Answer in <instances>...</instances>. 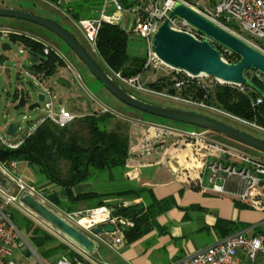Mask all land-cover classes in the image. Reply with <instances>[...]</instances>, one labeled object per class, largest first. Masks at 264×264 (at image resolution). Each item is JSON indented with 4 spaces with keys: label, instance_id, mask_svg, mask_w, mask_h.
<instances>
[{
    "label": "built area",
    "instance_id": "built-area-1",
    "mask_svg": "<svg viewBox=\"0 0 264 264\" xmlns=\"http://www.w3.org/2000/svg\"><path fill=\"white\" fill-rule=\"evenodd\" d=\"M44 1L51 2L52 5L59 8L62 4H70L75 0ZM127 1V6H123L119 0H103L101 7L97 10V16L79 19L77 21V27L92 51L95 52V42L101 26L103 24L114 25L119 27L127 35L138 37L142 41L145 58L144 70L149 68L155 69V71L169 69L162 64L153 52L152 38L160 25L165 19H167L173 7L177 3H180L264 55V48L256 42L257 40L264 41V0ZM107 6L113 8L110 14H106ZM232 23H235L238 29L232 28ZM169 26L176 31L185 32L197 40L201 41L205 38L202 33L179 18L171 19L169 21ZM208 41L218 50L220 58L224 62L233 63L230 58H234L235 55L230 50L219 46L210 40ZM49 51L50 49L44 46L43 54L47 55ZM20 53H23V50H21ZM107 71L110 77L123 87L125 85L131 86L137 84L139 79V75L130 79H125L122 78L119 73H114L109 69ZM23 72L41 89L40 94L43 95L44 100L39 109L41 115L34 121L27 122L25 130L19 134V137H17V132L13 139L6 138L4 135L0 134V145L8 149L18 148L26 138L33 135L35 131L45 123L63 129L80 117L79 115L66 110L64 105L59 103L52 87L47 82L50 78H45L43 75L37 74L34 71ZM177 74L184 75V78L175 80V87L180 89L187 82V79H190V76L181 72H177ZM256 76L264 84V76L257 72ZM215 81L218 84H222L217 80ZM138 89L142 90L140 87H138ZM187 103L192 104L191 102ZM198 104L220 116L241 124L254 126L261 132H264V127L258 126L255 123L246 122L220 110L219 108L207 106L203 102H199ZM260 104L261 99L256 98L252 105L258 106ZM102 112H108V109L104 108L102 109ZM179 136L190 138L198 143H202L208 151H213V153L218 155L215 156L216 158L213 157L214 159L204 166V172L206 168L211 169L212 171L207 179V186L206 184L200 185L202 192L216 195H232V193L226 190L225 187H227L232 180H236L237 183L239 182L238 184L245 186V191L239 195V200L243 201L247 195L253 194L259 187L264 188L263 164L247 158L236 151L228 150L209 143L208 141L206 142L204 140L205 138L202 137V133L184 132L180 133ZM225 160H230V164H226ZM14 168L15 162H10L8 166H2L0 164V171L17 186L19 192L17 195H10L9 190H4L0 187V264H16L12 256L13 249L17 243L23 244L20 231L11 221L7 208L12 205L19 210H25L34 214L21 203L20 198L24 194H28L35 199L38 193L40 195V192L37 191L36 188L25 186L20 179L16 178L11 173ZM220 173L224 174V176L222 175L221 177ZM257 203L258 202L256 201L252 202L254 205H257ZM114 210H116V206L110 204L86 210L85 216H81V212L64 213L66 217L65 221L87 236H90V232L94 227L101 224L113 225L117 230L120 226H125L126 223L122 219L112 217V212ZM83 219L86 221L85 224L80 223ZM111 235L113 238L110 241L103 242L109 249L113 250L116 245L120 244L121 240L119 237L115 236L114 233ZM67 245L74 250L76 254L75 258L69 260L61 257L54 264H88V261H90L89 254L79 249L71 242ZM240 255H243L244 260L251 264L256 263L258 260L264 262V236H246L242 232L233 233L226 236L218 243L199 250L187 258L177 261L175 264H243ZM90 262L92 263V261Z\"/></svg>",
    "mask_w": 264,
    "mask_h": 264
},
{
    "label": "trees",
    "instance_id": "trees-1",
    "mask_svg": "<svg viewBox=\"0 0 264 264\" xmlns=\"http://www.w3.org/2000/svg\"><path fill=\"white\" fill-rule=\"evenodd\" d=\"M119 1L123 6L128 4L127 0ZM101 4L102 0H75L65 11L72 19L78 21L94 17V12L99 10ZM8 38L27 49L30 57L38 58L34 72L45 78H51L58 68L65 66L62 59L53 51L44 55V45L25 35L10 34ZM132 48L131 37L119 27L103 24L99 29L95 52L107 69L119 73L125 79L139 75L145 63L144 57L130 52ZM234 59L232 61L234 63L239 60L237 56ZM176 76V79L184 78L183 74ZM247 79L248 84L240 87L214 83L211 88H205L193 79H187L179 92L185 97L203 102L207 106L219 108L234 117L264 127V84L256 75L247 77ZM162 81L163 79L159 80V82ZM164 81L167 85L155 83L150 87L158 89V84L161 88L171 86L168 93L175 94L178 89L174 88L175 80L164 79ZM256 98L261 99V104L253 106ZM114 120V114L102 111H93L82 117L81 123L87 132L86 139L75 135L68 129L69 126L59 129L45 123L16 149H8L0 145V164L8 166L10 162L23 161L33 165L54 186V190L44 196L45 200L59 211L67 214L73 213L79 203L84 204L85 209L91 210L105 206V201L112 198H142L146 202V207L142 203H138L121 206L112 212V217L125 221L126 225L120 226L119 230L126 242H132L147 234L153 226L155 217L168 208L163 202L152 199L149 189L121 187L113 193H98L96 191L73 193L75 186L94 182L109 171H113L118 179L122 177L125 163L129 158V137L121 132L119 124H113ZM62 163L66 165L63 175L61 172ZM10 217L20 231L17 227L19 221L16 215L10 214ZM24 227L30 233L28 240L30 244L43 251L39 255L40 258L62 251L69 256H76L75 252L69 249V252L66 253L67 247L58 244L49 235L37 229L31 230L30 223H24ZM47 247L52 248L46 250Z\"/></svg>",
    "mask_w": 264,
    "mask_h": 264
},
{
    "label": "crops",
    "instance_id": "crops-1",
    "mask_svg": "<svg viewBox=\"0 0 264 264\" xmlns=\"http://www.w3.org/2000/svg\"><path fill=\"white\" fill-rule=\"evenodd\" d=\"M17 34L48 47L65 63L56 47L43 37L37 34ZM98 108L110 110L106 106ZM155 125L140 132L146 133L144 142L143 139L138 142V138L131 141L129 137V158L120 179L116 178L113 171H109L94 182L75 186L73 193H113L121 187L144 188L151 191L152 199L163 202L168 208L155 217L147 234L132 242H126L117 229L114 234L121 242L113 250L103 242L110 241L113 238L111 234L96 237L90 235L96 245L94 252L89 255L90 261L93 264H175L233 233L264 236L260 230L264 224V206L261 209L245 207L234 195L202 192L200 185L204 184V166L218 155L208 151L202 143L179 136L178 133L184 132L177 128ZM203 138L209 142L208 137ZM209 143L238 152L235 147H225L211 140ZM11 173L39 192L53 187L37 168L27 162H15ZM105 202L107 205H115L116 209L138 203L146 207L142 198L135 197L112 198ZM83 208L84 204L77 205L79 211ZM22 245L17 243L13 249L12 256L16 264H27L23 259L27 251ZM240 258L243 264H251L244 260L243 255ZM254 264L264 262L258 260Z\"/></svg>",
    "mask_w": 264,
    "mask_h": 264
},
{
    "label": "rangeland",
    "instance_id": "rangeland-1",
    "mask_svg": "<svg viewBox=\"0 0 264 264\" xmlns=\"http://www.w3.org/2000/svg\"><path fill=\"white\" fill-rule=\"evenodd\" d=\"M72 3L66 5L62 4L59 8H57L54 5H52L51 2L44 0H0V8H9L19 11H26L54 21L55 23L63 27L65 30L70 32L75 37V39L85 48V50L91 55V57L94 58V60L108 73L107 71L108 69L102 63L97 53L92 51L91 47L83 38V35L81 34V32L77 27V21L72 19L71 16L68 13H66L65 9L70 7ZM112 10H113L112 7L107 6L106 14H110ZM97 14L98 13L96 11L94 15L97 16ZM231 25L232 28L238 29L235 23H232ZM0 32H1L0 48L1 45L3 44H8L10 47L9 51L6 52L7 57L9 58V61L6 62L4 65L6 70L5 71L0 70V95H1L0 113L1 114L3 112V106L1 105V102L4 101L3 99L7 97L9 89L11 87L13 88V86L24 87L27 90V92L29 93L27 105L37 101V95L41 92V89L38 86H36L34 82L25 75L22 69H20V65L29 64L27 49H25L21 44L12 42L9 40V38H7L8 34H16V33H25L27 35L37 34L43 37L49 43L53 44L54 47H56V51L65 60L64 61L65 66L58 68L57 72L50 79H48L47 82L52 87L59 103L63 104L66 110L80 116L78 119H76L73 123L70 124L71 126L69 125L68 127V129H70L78 137L82 139H86L87 137L86 129L84 128V125L81 123L82 117L91 114L93 111L100 112L102 111V109L98 107L106 106L110 109L108 110V112L115 115V120L113 124L114 123H115L114 125H116V123L117 125L119 124L121 128V132L125 135L127 134L128 137H131V141L132 140L136 141L134 138L136 139L138 138V142H140V139H143L142 142H144L146 133L145 132L140 133V132L146 130L148 127L156 126L155 124H158L159 126L166 125L177 128L178 130L183 132L194 131L196 133H202V137L204 136L208 137L209 142L211 140V142L221 144L222 146L225 147H229V148L235 147L238 151L237 153L252 160L258 161L259 163L264 165L263 153H260L251 148L237 144L223 136L217 135L210 131L199 130L197 128L187 126L184 124L174 123L168 120L156 118L124 105L114 96H112L108 91H106L102 87V85L90 74L87 68L77 58L75 53L63 41H61L50 31L23 20L0 17ZM129 36L131 37V47H133L132 49H130V52L131 53L134 52L137 55L144 57V45L142 41L138 37L131 35ZM256 42L264 48L263 40H257ZM21 50H23V53H20ZM234 58L231 57L230 60L234 61L235 60ZM176 75H178L177 71L169 70V69H160L159 71H155V69H150V68L145 70L143 69L142 72L139 74V79L137 84H133L131 86L125 85L124 87L123 86L121 87L124 90H126L128 93L136 97L137 99L145 101L147 103L202 114L214 118L218 121L224 122L232 127H235L239 130H242L246 133H249L264 140V132H261L254 126L241 124L236 121L225 118L223 116H220L216 113H213L207 110L206 108L199 106L198 101L193 100L190 97H185L181 95L179 89H176L175 94L171 95L168 93V91L171 89V86H165L161 88L158 84V89H152L150 87L155 83H160V84L162 83L167 85L164 79H169L170 81H174L177 78ZM253 75H256V72L253 70H249L245 73V76L248 78ZM59 79H63L64 81H66L69 84V87L67 88L65 86L59 85L57 83V80ZM161 79H163V81L159 82V80ZM190 79L191 80L193 79L197 84L204 86L205 88H211L213 84L216 83L214 79L204 76L197 78L190 77ZM138 87H140L142 90H139ZM174 88H176L175 85ZM3 89L5 90L3 91ZM85 93L89 94V96L86 95ZM90 99H94V100L92 101ZM187 102H191L192 104ZM27 105L23 109L12 112L9 116V121L19 123L20 125L19 129L17 130V134H18L17 137H19L20 136L19 134H21L25 130L27 122L34 121L36 118H38L41 115V111L38 109L29 111L27 109ZM94 107L96 108V110ZM0 134L4 135L6 138H9L5 134V129L1 122V118H0ZM179 134L180 133H178V135ZM192 141L194 140L192 139ZM225 162L226 164H230V160H225ZM65 169H66V165L62 163L61 165L62 175L64 174ZM211 171H212L211 169L206 168L203 175L204 184L207 183V179L211 175ZM220 174L221 177L222 175L224 176V174L222 173ZM238 183L236 180L235 181L232 180L231 183L227 185V187H225V189L230 191L232 195L236 196L239 199V195H241V193L245 191V186ZM25 186H29V185L26 184ZM53 190H54V186L52 187L51 190L40 192V195L38 193L36 195V199L39 202H41L43 205H45L48 209H50L52 212L56 213L65 220L66 218L65 214L59 211L58 209H56L55 207H53L44 198L46 194L50 193ZM9 193L10 195H17L19 193L17 186L12 182L9 188ZM253 201L258 202L257 205L252 204ZM263 203H264L263 187L258 188L253 194L247 195V197L243 201H241V204L243 206L250 208L254 207L256 209L257 208L261 209L264 206ZM105 206H107V204ZM86 210L87 209L83 208L79 211L77 208H75L74 212L75 213L81 212L82 213L81 216H85ZM7 211L9 214H14L18 218L19 222L17 224V227L20 229L21 238L23 239L22 246L27 251V256H24L23 259L27 264H54L61 257L69 260H73L75 258L74 255L69 256L65 254L64 251L59 252L57 254L49 255L45 258L44 257L40 258L39 255H41L43 251L41 249L34 248L28 241L30 237V233L27 232V228L24 227V223L26 222L31 224V230L37 229L42 233L47 234L50 237L54 238L58 244L67 247L66 253L69 252L68 249L73 252L74 250H72L70 246L67 245L70 242L67 238L55 232V230H53L50 225H48L37 215L35 216L34 214H31L30 212H27L25 210H19L12 205L7 208ZM260 230L262 233H264V224L262 225ZM49 248L52 247H47L46 250H48ZM88 264H92V263L88 261Z\"/></svg>",
    "mask_w": 264,
    "mask_h": 264
},
{
    "label": "water",
    "instance_id": "water-1",
    "mask_svg": "<svg viewBox=\"0 0 264 264\" xmlns=\"http://www.w3.org/2000/svg\"><path fill=\"white\" fill-rule=\"evenodd\" d=\"M0 17L23 20L50 31L75 53L102 87L124 105L150 116L210 131L264 154V140L261 138L202 114L154 105L137 99L114 81L70 32L54 21L30 12L9 8H0ZM173 18L185 21L202 33L205 38L200 41L185 32L170 28L169 21ZM208 40L230 50L239 60L235 63L224 62L220 58L218 50ZM152 48L163 65L171 70L185 73L191 78L204 76L217 80L222 84L240 87L248 84L245 73L249 70L264 76V55L180 3L173 7L167 19L154 34ZM9 49L8 44L1 46L3 52L9 51ZM8 61V57H0L1 71L6 70L4 65ZM28 61L29 64L20 65V69L32 72L34 71V66L38 63V58L28 57ZM57 83L61 86L69 87V84L63 79L57 80ZM16 91L19 97L14 101L13 98L17 94ZM28 98L29 93L24 87L13 86V88L9 89L7 97L1 102L3 112L2 114L0 113V118L5 134L9 138L13 139L15 137L20 126L19 123L9 121V116L12 112L25 108ZM43 100V95L39 93L37 101L27 105V109L29 111L39 110L40 103ZM10 186L11 181L0 171V187L4 190H9ZM20 201L26 208L67 238L76 247L89 255L94 252L96 245L89 236L67 223L37 199L24 194L21 196ZM115 232L116 228L113 225L101 224L94 227L90 235L96 237Z\"/></svg>",
    "mask_w": 264,
    "mask_h": 264
},
{
    "label": "flooded vegetation",
    "instance_id": "flooded-vegetation-1",
    "mask_svg": "<svg viewBox=\"0 0 264 264\" xmlns=\"http://www.w3.org/2000/svg\"><path fill=\"white\" fill-rule=\"evenodd\" d=\"M0 33H1V32H0ZM16 34H17V33H16ZM9 35H10V34L7 35V38L9 37ZM1 46H2V45H1ZM0 49H1V48H0ZM1 56H5V57H7L6 52H3V51L1 50V52H0V57H1ZM16 93H17V91H16ZM18 97H19V96H18V93H17L16 95H14L13 100L16 101V100L18 99ZM26 103H28V101H26Z\"/></svg>",
    "mask_w": 264,
    "mask_h": 264
},
{
    "label": "bare ground",
    "instance_id": "bare-ground-1",
    "mask_svg": "<svg viewBox=\"0 0 264 264\" xmlns=\"http://www.w3.org/2000/svg\"><path fill=\"white\" fill-rule=\"evenodd\" d=\"M80 223H81V224H85V223H86L85 219L81 220Z\"/></svg>",
    "mask_w": 264,
    "mask_h": 264
}]
</instances>
